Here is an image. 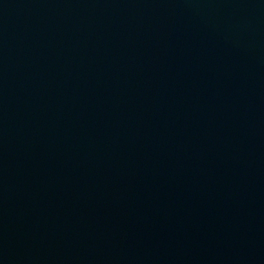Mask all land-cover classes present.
I'll return each instance as SVG.
<instances>
[{"label": "water", "instance_id": "95a60500", "mask_svg": "<svg viewBox=\"0 0 264 264\" xmlns=\"http://www.w3.org/2000/svg\"><path fill=\"white\" fill-rule=\"evenodd\" d=\"M0 264H264V0H0Z\"/></svg>", "mask_w": 264, "mask_h": 264}]
</instances>
